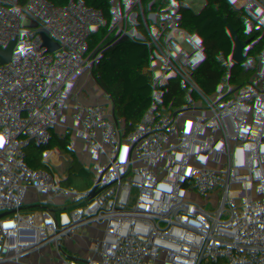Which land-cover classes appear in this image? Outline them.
<instances>
[{
	"label": "built area",
	"instance_id": "built-area-1",
	"mask_svg": "<svg viewBox=\"0 0 264 264\" xmlns=\"http://www.w3.org/2000/svg\"><path fill=\"white\" fill-rule=\"evenodd\" d=\"M92 1L103 21L104 43L91 47L95 68L80 114L67 117L63 99L54 108L38 99L40 109L65 127L67 150L40 128L17 136L0 124V163L17 176L7 183L0 171V264H264V248L250 243L264 220V134L255 137L240 122H219L209 106L200 105L203 94L236 78L237 60L264 54V0H218L204 11L171 16L166 6L178 0ZM44 3L48 20L69 33L90 23L86 17L73 21L56 0ZM140 6L146 12L134 43L117 44ZM195 24L196 34L211 29L226 41L221 57L209 65L193 54L188 29ZM206 54L211 57L212 49ZM119 86L127 90L123 116L131 122L112 126L106 114ZM216 100L221 102L217 94ZM244 106L264 114V87L248 94ZM160 107L181 111L184 131L199 143L204 166L199 193L192 190V171L190 184L174 186L182 203L170 224L153 207L165 190L162 170L141 156L142 141H152L142 121ZM57 158H65L64 167L49 177ZM223 167L227 172L209 185ZM80 171L103 175L107 186L109 231L95 252L75 247L74 253L67 226L61 234L36 227L40 209L55 212L52 201L64 181ZM195 196L209 203L197 217L190 213Z\"/></svg>",
	"mask_w": 264,
	"mask_h": 264
},
{
	"label": "trees",
	"instance_id": "trees-1",
	"mask_svg": "<svg viewBox=\"0 0 264 264\" xmlns=\"http://www.w3.org/2000/svg\"><path fill=\"white\" fill-rule=\"evenodd\" d=\"M63 12L73 21L81 18L89 20L83 29L74 35L59 28L47 18L44 0H0V10L6 11L10 21L21 22L22 33L30 34V42L36 46L48 45V54L55 58L56 67L49 71H38L29 66L26 57H18V52L3 39L0 33V124L17 136L25 134L28 127L40 128L47 136L57 139L67 150L65 127L59 119L48 111L40 109L38 99L49 108L56 107L63 99L67 117L75 119L81 112V100L95 68V58L91 52L93 45H103V21L92 0H56ZM218 0H178L166 16L187 14L192 11H204L214 6ZM94 23V24H93ZM236 78L228 82L221 92L249 116H264L244 106L245 97L264 87V54L255 52L247 59L235 63ZM63 87L64 93L61 92ZM216 92L203 94L200 105L220 106ZM128 101L124 86L116 88L111 95L106 120L112 126L131 122L123 116ZM153 120H159L165 126L163 137L156 143L142 141L141 156L147 162L156 163L162 170L165 190L155 200L153 207L164 224H170L178 211L182 199L174 186L180 182L187 186L191 182V168L187 156L196 162L199 170L204 171L201 163L199 143L191 139L184 131L180 110L166 107L156 108L147 116L141 127ZM252 133V125H244ZM237 128V127H235ZM258 137L264 129L252 133ZM65 158H57L51 164L49 177L59 167H63ZM223 167L209 185L214 186L221 175L227 172ZM107 192L103 175L89 171L73 173L64 181V188L52 201L55 214L67 226L74 246L80 252H95L108 235V205L103 202ZM209 203H203L197 196L191 199L190 213L197 217L207 210ZM131 221L135 218L131 216Z\"/></svg>",
	"mask_w": 264,
	"mask_h": 264
},
{
	"label": "crops",
	"instance_id": "crops-1",
	"mask_svg": "<svg viewBox=\"0 0 264 264\" xmlns=\"http://www.w3.org/2000/svg\"><path fill=\"white\" fill-rule=\"evenodd\" d=\"M134 14V21L131 26L126 27V29L122 32V34L117 39V44L129 43L133 44L139 31L143 25V19L145 16L146 10L144 7H139V14H137L136 10H132ZM197 25H193L188 29V33L192 38V51L195 55V58L203 65H209L215 60L221 57V54L224 51L226 46V41L220 37L215 31L211 29H205L204 31L196 34ZM211 48L213 54L209 57L206 54V49ZM37 229L42 233L55 232V233H64L65 224L59 219V217L50 210L49 208L42 207L36 216ZM50 222V223H49ZM60 224H58V223ZM256 228L261 230L264 234V220H261ZM264 235L263 239L259 242V246L264 248Z\"/></svg>",
	"mask_w": 264,
	"mask_h": 264
},
{
	"label": "water",
	"instance_id": "water-1",
	"mask_svg": "<svg viewBox=\"0 0 264 264\" xmlns=\"http://www.w3.org/2000/svg\"><path fill=\"white\" fill-rule=\"evenodd\" d=\"M175 3H168L167 9H172ZM0 33L3 35V39L7 41L17 52L18 57H26L28 59L29 66L37 69L38 71L50 69L55 62V58L48 54V45L42 44L36 46L30 42V34L22 33L21 22L18 20L13 23L6 16L5 10H0ZM76 35V32H73ZM241 132V127L238 128L237 134ZM187 162L193 172L194 178L192 183V190L195 193H199L202 190L201 179L203 174L199 170L195 161L187 156ZM1 177L5 179L7 183L12 182L17 178L16 174L10 171L3 163H0ZM69 172L65 175L69 176ZM70 246L75 253V246L70 237Z\"/></svg>",
	"mask_w": 264,
	"mask_h": 264
},
{
	"label": "rangeland",
	"instance_id": "rangeland-1",
	"mask_svg": "<svg viewBox=\"0 0 264 264\" xmlns=\"http://www.w3.org/2000/svg\"><path fill=\"white\" fill-rule=\"evenodd\" d=\"M227 84L222 85V82H220L215 88V92L217 93V96L220 97L221 99L220 108L218 105L209 106V115L219 116V122L234 121L236 123L240 122L243 125H252L253 126L251 127L252 133L264 129V116H260V117L254 116L253 117V116L246 115L240 110L239 107L233 104V102H231L228 99H224L222 98V96H220L222 90L224 89L225 86H227ZM218 111H219V114L217 113ZM144 130L146 134L150 137L152 142L157 143L163 137L165 133V126L159 120H153L144 126ZM98 162L100 166L104 167V163L102 161H98ZM61 168L62 167H59V169ZM70 168H71V165L68 166V169L66 171H68ZM263 235L264 234L261 230H259L258 228H255L251 234L250 243L259 244V242L263 239Z\"/></svg>",
	"mask_w": 264,
	"mask_h": 264
},
{
	"label": "snow or ice",
	"instance_id": "snow-or-ice-1",
	"mask_svg": "<svg viewBox=\"0 0 264 264\" xmlns=\"http://www.w3.org/2000/svg\"><path fill=\"white\" fill-rule=\"evenodd\" d=\"M2 144H3V138L0 137V146H2Z\"/></svg>",
	"mask_w": 264,
	"mask_h": 264
}]
</instances>
